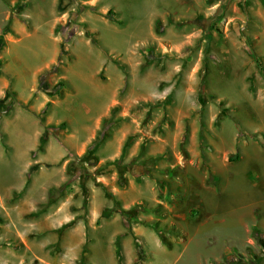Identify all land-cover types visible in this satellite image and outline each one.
I'll return each instance as SVG.
<instances>
[{
	"label": "rangeland",
	"instance_id": "obj_1",
	"mask_svg": "<svg viewBox=\"0 0 264 264\" xmlns=\"http://www.w3.org/2000/svg\"><path fill=\"white\" fill-rule=\"evenodd\" d=\"M0 35V264H264V0H0Z\"/></svg>",
	"mask_w": 264,
	"mask_h": 264
},
{
	"label": "trees",
	"instance_id": "obj_2",
	"mask_svg": "<svg viewBox=\"0 0 264 264\" xmlns=\"http://www.w3.org/2000/svg\"><path fill=\"white\" fill-rule=\"evenodd\" d=\"M112 13H113V12L110 11V12L108 13V15L111 16ZM8 24H10V20H9ZM8 31H11V30H10V28L7 27V28L4 29L3 33H4V32H8ZM87 35L90 36V37H92L93 43H94L95 45H97L98 47H102V49L104 48V47L102 46V44L99 42V40L96 38V36H95L94 33H92L90 30H87ZM2 37H3V35H0V46H1V38H2ZM106 53H107L108 57L111 58V56L108 54L107 51H106ZM256 59H258V57H256ZM47 74H48V72H47V71H44V72L42 73V75H41V79H43ZM117 109H118V107H115V108L113 109L112 115H111L110 117L104 119L103 126H102V128L99 130V132H98V134H97V136H96V139H95V141L93 142L94 145L99 146V145H101V144H102V143L108 138V136H109V134H110L111 127H112V126L115 124V122H116V121H115V118H114V113L116 112ZM44 141H45V139H43V142H44ZM111 164H116V163H111ZM113 210H114L113 208L105 209V210L103 211L102 215H103L104 217H108V216L111 215V213H112ZM135 210H136V209H135ZM132 213H133V212H131V211H130V212H127V211L123 212V214H124L125 216H127V217H129ZM133 214H135V211H134ZM65 226H66V225H65ZM65 226H64V227H65ZM172 230L174 231V228H172ZM255 230H256V232L259 233L260 235H262V234L264 233V232H263L261 229H259V228H256ZM120 249H121V247H120V244L118 243V245H117V254H118V255H120ZM86 252H87V247H84V251H83V253L85 254ZM231 257H232V258H230V257L227 258V264H230V263H232V264H237L236 261H235L236 256H235V255H232ZM83 258H84V257H83ZM241 264H242V263H241Z\"/></svg>",
	"mask_w": 264,
	"mask_h": 264
},
{
	"label": "crops",
	"instance_id": "obj_3",
	"mask_svg": "<svg viewBox=\"0 0 264 264\" xmlns=\"http://www.w3.org/2000/svg\"><path fill=\"white\" fill-rule=\"evenodd\" d=\"M178 197H179L180 199H181V198H182V199L184 198L185 200H186V199L188 200L187 196H185V195H184V196H181V195H180V196H178ZM185 200H183V201L179 200V201H178V204H182ZM220 203H222V202H220ZM221 211L224 212V209H222ZM220 220H221V221H220ZM220 220H219V221H220V224H221V223H225V218H222V219H220ZM218 224H219V223H218ZM178 228H179V229H178ZM182 229H183V228H182ZM175 230H176V231H178V230L180 231V227H177V228L174 227V231H175ZM261 230L264 232L263 229H261ZM183 231H184V234H187V233H188V231H186L185 228L183 229ZM186 232H187V233H186Z\"/></svg>",
	"mask_w": 264,
	"mask_h": 264
}]
</instances>
